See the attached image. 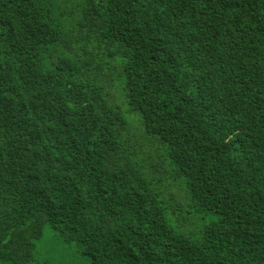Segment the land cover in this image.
I'll return each mask as SVG.
<instances>
[{"label": "trees", "instance_id": "obj_1", "mask_svg": "<svg viewBox=\"0 0 264 264\" xmlns=\"http://www.w3.org/2000/svg\"><path fill=\"white\" fill-rule=\"evenodd\" d=\"M0 264H264V0H0Z\"/></svg>", "mask_w": 264, "mask_h": 264}, {"label": "rangeland", "instance_id": "obj_2", "mask_svg": "<svg viewBox=\"0 0 264 264\" xmlns=\"http://www.w3.org/2000/svg\"><path fill=\"white\" fill-rule=\"evenodd\" d=\"M49 236L50 235L46 232L42 233V236L39 239V241L36 243V245L39 247V250L42 253V255H46V256L50 255L53 260H58V259L60 260L61 258L59 257L60 254L57 253L55 249L53 252H51Z\"/></svg>", "mask_w": 264, "mask_h": 264}]
</instances>
